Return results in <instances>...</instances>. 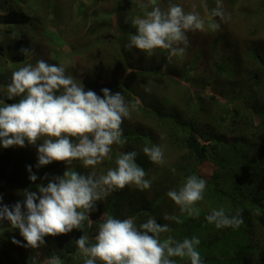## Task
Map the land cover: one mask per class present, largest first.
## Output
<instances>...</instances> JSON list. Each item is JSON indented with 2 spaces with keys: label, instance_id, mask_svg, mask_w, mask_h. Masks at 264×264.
I'll return each instance as SVG.
<instances>
[{
  "label": "trees",
  "instance_id": "trees-1",
  "mask_svg": "<svg viewBox=\"0 0 264 264\" xmlns=\"http://www.w3.org/2000/svg\"><path fill=\"white\" fill-rule=\"evenodd\" d=\"M94 2L101 5L100 9L89 8L84 0H35L33 16L26 12L24 0H0V7L6 8L0 11V28L8 29L4 34L7 43L0 42V61L35 65L45 60L59 65L66 49V54L70 52L68 64L74 63L65 67L66 74L82 82L85 91L102 96L101 89L107 88L113 94H123L130 107L135 105L131 118L121 125V139L126 143L113 144L111 159H105L95 171L97 175L106 174L116 167L122 153L135 151L136 163L145 170L151 187L139 190L129 185L111 193L97 202L91 222L85 220L82 231L46 236L45 244L35 250L12 243L13 239L21 244L26 241L9 221L0 222V264H32V258L44 262L51 256H58L62 264H84L75 241L85 235L94 242L103 214L133 218L137 226L154 217L157 223L171 228L162 238L171 235L182 241L197 237L203 264H264V45L256 46L258 30L249 31L242 45L240 32L234 27L209 29L208 25L218 19L212 17L211 21L199 9L205 31L187 33L189 43L184 55L170 58V50L156 49L149 57L125 48L136 32L131 18H143L144 12L151 10L140 7L148 0ZM205 2L211 13L217 0ZM169 3L173 1L160 0L158 5L166 10ZM74 4L82 13L79 21L85 25V34L71 38L65 34L64 23L71 20L70 15L66 18L60 7ZM230 4L240 12L244 8L240 0H231ZM259 12L263 14L264 8ZM257 15L256 11L249 13L253 27ZM20 48L34 50L40 57L25 61ZM4 75L0 68V86L7 89L11 77ZM216 82L228 87L222 89ZM18 99L8 100L6 93L0 92V102L11 104ZM40 143L0 147L3 204L11 207L22 202L25 189L37 191V185L47 186L49 180L67 170L64 162L55 161L37 169ZM146 146H160L164 163H152L143 152ZM28 166L37 176L35 182L29 179ZM71 167L82 174L92 171L79 161ZM46 174L48 179H42ZM192 175L206 181L203 199L195 205L200 210L196 218L181 214L167 196ZM221 208L228 215L242 210L243 224L238 229H217L209 224L206 217ZM165 214L180 216L182 223L165 220ZM174 259L176 264H190L187 258Z\"/></svg>",
  "mask_w": 264,
  "mask_h": 264
},
{
  "label": "clouds",
  "instance_id": "clouds-1",
  "mask_svg": "<svg viewBox=\"0 0 264 264\" xmlns=\"http://www.w3.org/2000/svg\"><path fill=\"white\" fill-rule=\"evenodd\" d=\"M145 11L143 18H131L135 34L130 35L125 45L127 50L137 49L147 56L156 49L170 50V58L185 54L188 46V32L205 31V21L195 12L185 13L178 4L169 3L162 9L157 0L141 4ZM211 16L219 18L208 25L212 31L226 23L221 0L211 10ZM25 57L31 49L21 48ZM21 63V61H20ZM24 63V61L22 62ZM102 96L94 91H85L82 82L66 74L63 65L38 60L35 65L27 64L14 71L7 85L6 98L16 103H2L0 106V147H37L36 168L55 162H64L66 171L53 177L47 183L37 185V191L25 189L24 200L11 207L2 203L0 193V222H10L18 229L26 243L13 239L12 243L31 249L45 244V237L64 235L74 229L83 230V222L90 220L96 211L98 201L126 186L139 190L151 187L145 179V170L136 163L135 151L122 153L115 161L116 167L106 174L97 175L95 167L105 159H111L113 144H124L122 123L131 118V107L120 92L101 89ZM144 154L154 164L164 163V152L160 146L144 147ZM79 161L92 171L82 174L71 166ZM29 179L37 176L28 166ZM173 171H175L173 169ZM42 179H48L47 174ZM14 186V185H13ZM206 181L195 175L189 176L176 190L167 196L178 206L181 214L196 218L200 214L196 203L203 199ZM38 201V203H37ZM165 220L182 223L180 216L167 215ZM94 242L82 235L75 241L77 254L84 258V264H176L174 258H187L190 264H203L197 250V237L177 241L171 235L168 224L157 223L154 217L137 226L133 218L118 219L103 214ZM217 229H238L243 224L242 210L228 215L224 209L213 210L206 217ZM39 255V254H38ZM32 264H62L58 256H51L44 262L32 258Z\"/></svg>",
  "mask_w": 264,
  "mask_h": 264
},
{
  "label": "rangeland",
  "instance_id": "rangeland-1",
  "mask_svg": "<svg viewBox=\"0 0 264 264\" xmlns=\"http://www.w3.org/2000/svg\"><path fill=\"white\" fill-rule=\"evenodd\" d=\"M87 4V6L89 8L94 9V7L96 6V8L100 9V4L94 2V0H84ZM138 2H144V0H137ZM160 0H157V4H159ZM169 1H173V4H178L180 5L183 10H188L189 12L195 11L196 13H199L200 10L202 11L201 15L205 16L206 18L210 19L212 21V16L210 13V10L205 2V0L201 1V0H168ZM26 6H25V10L26 12H28L29 14L36 16V11L34 10V8L37 7V4H35V0H24ZM161 3V2H160ZM231 0H228L226 2H223V9L225 14L229 17L226 23L221 22V26H223L224 28L227 29H231L232 27L235 28V31L240 32V38L242 41V45L244 44V41L248 38L247 34H249V31H252L253 28L258 30V38L256 36V46L257 47H261L264 45V13L260 14L259 11H261V8H264V0H240V4L243 5L244 4V8L242 9V11L240 12V10L238 9H234L231 7ZM62 6V5H59ZM66 8H61L63 9L64 13L67 14L66 18L70 15V19L69 21H64V23H66V27L67 30L65 31V34L67 35V37H74L76 35H83L85 34V28H83L85 25L80 22L79 20L82 17V13H79L78 9H77V5L74 4L71 8L70 6H65ZM251 7V8H249ZM245 8H247L246 10H244ZM200 9V10H199ZM6 10V8L0 7V11L3 13ZM249 11V12H247ZM256 11L258 12V15L256 16V18H258L256 20V26H252V22H251V17L249 16L250 12ZM256 15V14H255ZM255 18V19H256ZM219 21V18H217ZM30 28V27H29ZM6 27L0 28V42H4L7 43V39H5L4 34L6 31H8V29L6 30ZM31 31V29L29 30V32ZM36 37L38 36V34H35V32L33 33ZM31 35V32H30ZM58 37H56L57 39ZM4 39V40H3ZM254 45V42L252 43ZM255 46V45H254ZM21 49V48H20ZM64 49V48H63ZM264 49V48H263ZM70 50V49H69ZM67 50L65 49L64 51V58H59V65H63L64 67H68L69 65L73 66L74 63L73 61H69L70 64H68V60H69V51L66 54ZM48 55V54H47ZM35 56H38V54H36V52L33 50L30 52L29 55L26 56V60H32V59H36ZM40 57V56H38ZM24 64L26 63H20V62H12L10 61H0V68L4 69V74L7 75V77H11V73H13L14 71L18 70L20 67H22ZM25 66V65H24ZM198 67V66H197ZM196 67V69H197ZM201 67V66H200ZM200 69V68H199ZM200 72V71H199ZM4 75V76H5ZM2 76V78L4 77ZM216 85L222 89H226L228 86L226 85L225 87L223 86V84H220L219 82H216ZM4 86H0V92L2 93H6L5 88H3ZM2 103H6L4 100L1 101ZM2 103H0V105H2ZM262 229V228H261Z\"/></svg>",
  "mask_w": 264,
  "mask_h": 264
}]
</instances>
